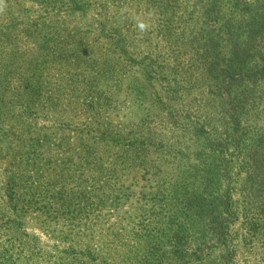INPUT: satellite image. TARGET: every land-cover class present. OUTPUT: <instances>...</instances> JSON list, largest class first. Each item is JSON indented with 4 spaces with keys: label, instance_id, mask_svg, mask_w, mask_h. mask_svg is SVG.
<instances>
[{
    "label": "rangeland",
    "instance_id": "374dc122",
    "mask_svg": "<svg viewBox=\"0 0 264 264\" xmlns=\"http://www.w3.org/2000/svg\"><path fill=\"white\" fill-rule=\"evenodd\" d=\"M240 55L264 68V0H0V264H264V188L218 211L264 169Z\"/></svg>",
    "mask_w": 264,
    "mask_h": 264
},
{
    "label": "trees",
    "instance_id": "16d2710c",
    "mask_svg": "<svg viewBox=\"0 0 264 264\" xmlns=\"http://www.w3.org/2000/svg\"><path fill=\"white\" fill-rule=\"evenodd\" d=\"M243 58H245L244 55L237 56L236 58L232 59L231 65L225 66L223 70L218 71L219 81L224 80L225 82V77L231 74L235 80V83L237 84L234 89L235 92L230 93L231 108L229 109V113L233 116V118L235 117V120H238V121H239L238 118L239 117L242 118V116L244 115L250 114L254 117H257V115H261L262 112L264 111V107H262L264 105V94L259 92L260 88H255L256 85L264 87V68L262 67L260 68L259 66H254L250 68L249 66H247L250 60L249 62H247L248 59L246 58L243 60ZM238 59H240L239 62L243 63L241 64V66H239L236 62ZM218 84H220V82L219 83L217 82V85ZM207 107L208 106L206 105V111L203 113V115L197 122L198 124L197 126L199 127L200 136L202 135V138L204 140L209 139V136H207V134L209 133V131L207 130V126L212 124L211 122H209V120H211V116H213V113H211L210 110L207 109ZM239 122H237L238 127L241 126ZM246 143H247L246 140L244 142L236 141V145L240 147L238 148V154L243 155L242 161H246V156L250 154L248 152L247 146L248 144L251 145V142H249L247 146H246ZM134 147L136 148L144 147V143L138 146L136 145ZM243 148H245V150H243ZM133 149L134 148L127 149V153H129ZM223 151L226 152V149L225 150L221 149L219 151L216 150L214 152V155H216L215 156L216 160L220 161L222 159L221 153ZM255 152L257 153L258 151L256 150ZM135 156H137V154ZM251 156L253 155L251 154ZM217 166L219 168L220 164ZM217 173H218V179L220 180V183L225 184V181L221 179L227 178L226 171H223L220 168L217 170ZM233 177H234L233 181L237 180L238 183L242 184L244 187H239V189L235 191L229 190V192H227L226 194L225 193H221V195L219 194L220 195L219 198L221 200V206L220 208H218V211L221 210V208L222 210L228 209L229 206H227L226 201H225L227 196L229 195L231 196L235 194L237 195L239 194L240 196L242 195L248 196L250 192L248 187L250 186V184L258 185L259 190H263L264 188V169L262 168L257 167V168L252 169L246 166V164L238 165L237 173ZM195 204L197 205H194V206H197L200 211L202 210L210 211L211 210L210 207L213 206L214 202H212L211 199L207 197H202V199L200 201H197Z\"/></svg>",
    "mask_w": 264,
    "mask_h": 264
}]
</instances>
